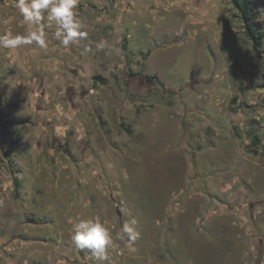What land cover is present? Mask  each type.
Here are the masks:
<instances>
[{
    "label": "rangeland",
    "instance_id": "rangeland-1",
    "mask_svg": "<svg viewBox=\"0 0 264 264\" xmlns=\"http://www.w3.org/2000/svg\"><path fill=\"white\" fill-rule=\"evenodd\" d=\"M73 11L68 48L46 14V48L0 47V264H101L70 244L81 218L112 235L103 264H264V38L230 0ZM28 29L0 0V36Z\"/></svg>",
    "mask_w": 264,
    "mask_h": 264
},
{
    "label": "clouds",
    "instance_id": "clouds-1",
    "mask_svg": "<svg viewBox=\"0 0 264 264\" xmlns=\"http://www.w3.org/2000/svg\"><path fill=\"white\" fill-rule=\"evenodd\" d=\"M77 0H15V8L18 9L23 22L29 25L26 34L12 36L6 34L0 36V47L16 50L22 46L38 45L47 47L45 32L41 21L45 19L49 24L54 23L57 28L54 39L68 48L78 38H84L86 33L81 31V24L74 14ZM136 220L125 222L121 227V233L129 241L139 239L140 232L135 227ZM70 244L77 250H85L91 254L95 261H107V252L113 246V238L110 231L98 220L78 219L72 224Z\"/></svg>",
    "mask_w": 264,
    "mask_h": 264
},
{
    "label": "trees",
    "instance_id": "trees-1",
    "mask_svg": "<svg viewBox=\"0 0 264 264\" xmlns=\"http://www.w3.org/2000/svg\"><path fill=\"white\" fill-rule=\"evenodd\" d=\"M233 7L238 11L237 16L242 22V27L246 37L258 44L264 38V21L260 19V12L255 9L259 0H230ZM233 72V70H231ZM11 120L7 119V115L3 110H0V134L2 137L10 132ZM257 138V137H256ZM258 140V139H256ZM15 192L19 194L20 180L14 178Z\"/></svg>",
    "mask_w": 264,
    "mask_h": 264
}]
</instances>
